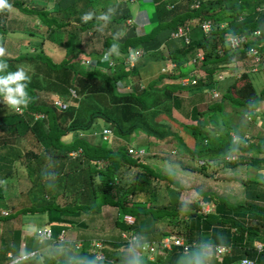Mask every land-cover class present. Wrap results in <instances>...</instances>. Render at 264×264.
<instances>
[{"label":"trees","instance_id":"16d2710c","mask_svg":"<svg viewBox=\"0 0 264 264\" xmlns=\"http://www.w3.org/2000/svg\"><path fill=\"white\" fill-rule=\"evenodd\" d=\"M138 1L142 3L147 1L155 5L156 25L150 31H147L146 26L143 34L135 32L136 25L133 23L126 31H122V27L127 25L126 22L134 18L136 7L132 10L130 0H57L55 4L47 0L43 8L35 6L33 9H28L19 0L14 2L7 0L11 6L16 5L23 12L35 15L37 19L47 24L50 28L49 33L45 37L40 36L41 38L24 31L23 21L8 20L7 13L10 7L1 10L0 49L3 50V37L6 34L21 32L28 34V47L41 49L46 42L55 41L54 39L59 36L56 30L51 29L55 24L58 28H64L63 35L59 36L61 38L59 45L66 50V55L60 62H54L43 51L27 52L12 57L5 56L3 51L0 52V61L8 65L5 72L16 71L19 69L17 66L19 63H27L33 67L25 89L29 100L26 105L19 107L21 111L0 103V201L4 202L0 206V231L7 232L10 236L9 241L0 237L2 261L9 250L17 253L25 214L45 215L47 223L43 226H50L54 237H57L61 230H65L62 227L69 220L66 218L77 217L80 212L97 215L102 206L110 205L116 208L115 224L121 232L131 227L134 232L140 234V238L145 236L144 238L154 239L155 243L164 236L176 234L183 238L189 248L188 251H184L183 246H173L170 250L157 247L153 254L144 252L140 257L130 259L128 262L117 256L114 258L104 249L105 259L96 261L95 264H193V262L195 264V261L197 264H239V260L243 258L250 259L255 264H264V178L261 181L256 178L247 179L244 185L245 199L238 204L231 203L210 190L196 189L197 200L190 202L178 198V192L185 189L178 177H175V172L171 175L168 172L158 173L145 160H139V155L132 156L135 152L128 153V146L123 143V139L130 136L139 124L133 122L123 128L122 124L107 111L113 104L122 103L138 107L139 115L140 110L153 111L155 114L158 113L159 102L155 101L152 105V102L145 100V95L159 93L163 98L167 100L171 98L173 101L179 98L175 94L176 88L165 86L160 90L153 85L148 91L144 89L138 93L133 90L123 91L116 97L113 91L100 88L97 77L111 78L115 83L126 80L135 74L138 62L130 69L125 68L119 61L112 72H102L91 65H79L80 55L84 54V51L80 47L76 48L80 44L83 32L101 25L102 20L99 17L101 13L109 17L107 20L110 24L109 37L113 39L111 41L109 37L105 38L102 54L111 51V45L115 44L117 49L111 52L115 60H119L120 54L127 52L129 47H149L148 43L158 30L169 27L170 31L167 32L169 36L171 31L190 26L193 31L191 34L196 36L191 37V42L186 44L182 40L181 45L173 43L167 48V52H163V47L169 38L171 39L164 37L166 40L162 44L163 47H158L151 56L156 58L154 53L159 55L165 53L166 56H163L168 60L167 63H176L174 73L170 75L171 79L186 75L187 71L191 70L186 67L187 61L195 56L197 66L195 76L206 75L208 79L203 85L201 82L200 87L203 90L211 87L219 91L222 89L220 100L212 102L206 109L214 112V115L209 116L211 126L218 127L220 123L219 128L226 127L221 133L204 129L205 125L200 118L206 111H198L197 108L192 109L195 123H182L196 141V149L190 153L189 162L195 164L197 157L203 158L204 164L199 167L203 170L206 162V167L209 164L217 167L223 163H230L233 169H238L241 165L247 169L252 167L254 170L263 168L264 129L260 128V123L264 122V105L258 109L256 104L264 102V86L258 90L254 87L248 77L253 70L249 74L243 73L239 82L232 79L227 85L220 84L213 78V74L221 71L227 64H242L245 60V50L252 46L258 47L259 51L264 49V0H199L197 7H192L193 0ZM53 11L60 14V22L49 16V12ZM85 13H92L91 19L87 22L81 19ZM204 21H210L213 26L207 34L203 33L199 25ZM7 22H12L9 29L6 26ZM254 30H259L260 36L250 41ZM239 34L248 36L244 47L229 48L225 41L227 35ZM53 41L52 43L56 44ZM148 49L145 52H148ZM258 68L264 70V58ZM239 70L242 68L234 69L237 72ZM71 89L74 90L75 97L71 96ZM51 94L54 95L50 97ZM56 99L69 100L73 104L70 103L62 109L55 104ZM226 99L229 106L230 100L234 101V109L230 106L232 110L228 112L231 118L226 117ZM101 103L105 105L103 112L94 110V104ZM82 105L85 107L84 111L80 109ZM236 107H240L241 110L236 112ZM132 110L136 109L132 107ZM100 114L110 122V127L117 138L111 137L106 145L101 144L107 140L100 134L103 129L95 134L94 142L95 131L90 130L94 119ZM242 114L249 118L247 127L250 128L252 135L248 136V141L243 139L246 128L242 129V125L246 123L242 119L232 126V119H235V116L239 119ZM229 130H234L236 141H232ZM81 131L91 133L87 137H81L79 135ZM167 134L170 132L164 135L152 129L146 131L148 137L155 136L160 140L166 139ZM252 138L253 143L250 142ZM175 139L177 144H181V139L177 135ZM231 153L235 155V159L228 161L226 156ZM123 165L131 168L140 167L146 173L147 180L143 182L144 179L139 178V171L136 170L133 174L129 173L131 180L127 181V169H123ZM18 170H23L25 177L31 181V186L25 192L30 196V202L20 208H16L11 197L5 199L2 185L4 180L12 177ZM162 179L176 185V189L171 190L167 185L161 188L159 180ZM150 180H157L152 182L154 188L148 186ZM64 192L69 194V202L61 205L59 200ZM51 193L53 196L49 200ZM206 206L209 208L208 211L205 210ZM2 207L11 212L4 214ZM125 215L135 218L134 225L126 224ZM141 215H145L152 222L150 234L147 233L146 226L145 233V228L139 225ZM13 216L19 217L21 221L15 223ZM161 219L168 221L170 231L159 229L156 231L155 224ZM53 223L60 226L59 231H54ZM33 240L38 244L37 239ZM120 240L110 242L105 240L104 244L113 243L117 246L120 245ZM59 242L47 240L39 245L47 247L48 244ZM90 242L88 239L83 241L79 249L80 259L69 258L71 256L69 251L64 253L61 247L53 245L51 252L43 251L41 257L37 258L38 262L30 264H90L95 261V254L90 251ZM122 242L125 245L129 244L127 241ZM60 243L61 246L65 244ZM258 243H263L261 250L256 247ZM217 245H224L227 248L222 255L216 253ZM192 248L198 249L190 253ZM19 264L28 263L26 261Z\"/></svg>","mask_w":264,"mask_h":264},{"label":"rangeland","instance_id":"374dc122","mask_svg":"<svg viewBox=\"0 0 264 264\" xmlns=\"http://www.w3.org/2000/svg\"><path fill=\"white\" fill-rule=\"evenodd\" d=\"M9 1L13 2L14 0H9ZM19 1H21V3L23 5H25L28 9H33L35 6L42 7V5L44 3H47V0H19ZM130 1L132 2V6H131L132 10H134V8L136 7L135 11H134V20L127 21L126 22L127 25H125V26L130 27L132 23L135 24L136 25L135 32L137 34H143L146 26H148L146 28L147 31H150L156 25V21L154 18V15H155L154 7H155V5H152L150 2L148 3L147 1H145L144 3L139 2L138 0H130ZM50 2L55 4V2H57V0H50ZM143 10L146 11V15H147L149 21L147 20V18L145 16V11H143ZM0 12H1V10H0ZM99 17L102 20L100 26H95L96 28H91L90 30L83 32L84 34L82 35V38L79 41V43H80L79 45H80L81 50L83 48L84 51H86V49H88V47H92L91 48L92 51L90 53H94V52L100 53V51L102 50L105 38L109 37V35H110V26H109L110 24L108 23L107 20H105L103 18L104 17L103 13H101L99 15ZM14 18L25 19L24 23H23V30L30 32V33H33V34H36V36L38 38L45 37L49 33L50 28H48L44 23L42 24V23L38 22L37 18H36L37 23H35V26L33 25V23H31L32 22L31 19L35 18V15H30L29 13H25L18 6L12 5L8 10L7 19L9 20V19H14ZM164 22H165V20H164ZM11 25H12V22H7L6 26L9 29V27H11ZM125 26L122 27L123 32L126 31ZM62 28H58L56 25L55 26L53 25L51 27V29L56 30V32L62 31L61 30ZM169 31H170L169 27H167L163 30H158V32H156V35L154 36V38L148 43L149 47L142 48V50H147L148 48L152 47V49H154V51H156V49L158 47L159 48L163 47V45H162L163 42L167 38H169V36L167 34V32H169ZM63 33H64V31H62L61 34L63 35ZM27 36H28V34L25 32L15 33V34L14 33L13 34L12 33L6 34L3 37V39H4L3 54L5 56L12 57V56H17V55L19 56L20 54H25L27 52L32 53V52H36V51H43L45 54L50 56L54 62H60L62 60V58H64V56L66 55L65 54L66 50L64 48H62V46H59L58 44L52 43L53 40L46 42L43 45V47H41V49L39 48L38 50L37 49L35 50L33 46L28 47ZM164 37L166 38L165 40H164ZM108 39L111 41L113 40L112 37H109ZM54 40L55 41H53V42L57 43L61 40V38L59 36H57L56 39H54ZM173 43L181 45L182 40L178 39V38H175V39L169 38V40L165 44V47H163L164 52H167V48H170ZM76 48H79V47H76ZM149 53H150V50L143 57L148 59L151 56V55H149ZM154 57H156V59L162 58L161 55L155 54V53H154ZM81 58H82V55H81ZM80 61H82V60H80ZM83 61H85V63L80 62L79 65H82V66L91 65V66H94V68H96L97 70H100L102 72L106 71L105 65L97 66L96 62H94L91 58L88 60L87 59L83 60ZM17 66L19 69H22L28 77H29L30 73L33 71L32 65H29L27 63H19ZM192 67H193V65L190 63L189 68L192 69ZM231 67H232L231 64H227L225 68L231 72ZM193 70H195V69H193ZM190 74H192V75L191 76L184 75L183 76L184 78L181 80V82L182 83H184V82L189 83L190 82L189 84L193 83V82L189 81L188 78L189 79L195 78L196 70L191 72ZM134 77H135V75H133L132 77H128V79L131 78V80H129V82H127V84L125 85L127 88L126 89L124 87L125 91H132L133 90L134 92L138 93L142 90L139 88V85L143 86V89L146 90L145 83L141 82L140 84L139 83L137 84V80L135 82L132 81V80H134ZM248 77L251 79L254 87L257 90L261 89L264 86V70L263 69L262 70L259 69V71H256V72L249 74ZM220 78H222V76H220ZM226 78L227 79L220 80L219 83L223 84V85H227L228 83H230L232 81V79L236 82L240 81V77H238V76H236V77L229 76ZM97 79L99 81L100 88H102V90L106 89V90L113 91V93L116 97L121 95V92H123V91H121L122 87H120L119 84H118L119 89L117 88V85L113 79H111V78L109 79L107 77H101V76H98ZM139 81H140V79H139ZM141 81H143V79H141ZM123 84H124V82L121 83V85H123ZM137 85H138V87H137ZM178 85L183 86V85H181L180 81H179ZM185 86H187V85H185ZM174 87L176 88V90L178 89L177 85H175ZM158 89L161 90L162 88L158 87ZM186 89L187 88L180 87V89H178L176 92L177 93L179 92L181 94L185 93L184 95H187L186 93H189V95H191V94L197 93L198 88L197 87H190L189 88L190 91H188ZM217 90L219 91V89H217ZM221 90L222 89L220 88V91H219L220 93H221ZM53 95L54 94H51L50 97ZM192 96L194 97V99H192V101L197 100L199 97V96L195 97V95H192ZM203 97H204L203 103L198 106V111H204V112L206 111L205 114H203L200 118L202 123L205 125L204 129L207 131L213 130L217 133L218 132L221 133L222 130L225 129L226 127L219 128L220 123H218L219 124L218 127L216 125L211 126L209 116L214 115V112L206 110V107L209 104H211L214 101H219L220 99L219 98L213 99L211 96L210 90L205 91L203 93ZM184 98H187V97H184ZM227 99H228V97H227ZM227 99L225 102V108H226V113H227L226 117L231 118V116L228 114V112H231L232 108L234 107V101L230 100V104H231L230 106H232V108H231L229 106V104H227V102H228ZM0 103L2 104L3 102H0ZM70 103H72V102H70ZM263 105H264V102L261 104L257 103L256 108L260 109V107ZM128 106H130V108ZM10 107H12V106H10ZM132 107H133V109H136V110H134L135 112L132 110ZM94 108H95L94 110H96V111L103 112L102 110H104L105 105L102 103L100 105L94 104ZM14 109H16V108H14ZM80 109H81V111H84L85 107L82 105ZM163 110H166V108L164 107ZM240 110H241L240 107H236V112H239ZM107 111H108L110 116H112L113 118H116L122 124L123 128H126L129 124H131L133 122L136 124H139L134 129L133 133L130 136L123 139V143H125V145H127L128 147H134V148L142 147V148H144V153L142 155H145L144 156L145 158L143 160H145V162L148 165H150L151 167H154L156 172H158V173L168 172V173H170V175L174 174V172H175L176 173L175 177H178V180L180 181V183H182V185L185 189V190L178 192V195H179L178 198H180L181 200H184L187 202L197 200L198 194H197L196 189H200L203 191H208V190L214 191L216 194H218L219 196H223L224 198L229 200L231 203H239L245 199V195H244L245 194V186L244 185H245V182L247 181V179L251 180L253 178H259L262 180V178H264V167L263 168H261V167L255 168V170H254L252 167L250 169H247L245 166L241 165L238 169H233L231 167L230 163H227V164L223 163L222 166L219 165L217 167H213L211 164H209V166L206 167L207 166V162H206L204 165L205 168L203 170V169L199 168L200 165L204 164L203 158L197 157V159H196L197 161L195 162V164H197V166L195 164L189 162L190 153L194 152L196 149V143H195L196 141L190 135L189 130L182 126L181 122L184 121L186 123H190V122L195 123V121H193L192 116L185 117L184 119H182L180 121L181 113L179 110L175 109V112L173 113L174 115L164 114L166 112L160 113V114H158L157 112H156L157 114L156 113L153 114L152 111L143 112L141 114L144 116L145 119H142L141 117H139L140 115L136 113L137 111H139L138 107L127 105V104H122V103L118 104V105L113 104L111 106V108ZM102 116H103L102 114L96 116V118L93 121L92 127L90 129L91 131H93V130L95 131L93 142L96 139L95 134L97 132H99L104 126H110V122L107 121L106 119H104ZM218 118H219V122H221L219 115H218ZM240 119H242L243 122L246 123V125H242L243 128L241 127L242 129L246 128V129H244L245 130L244 131L245 137H248V136L251 137L252 134L249 131L250 128L247 127V125L249 123V118L245 117V114H242L239 119L237 116H235V119H232V126H235L238 122H240L241 121ZM211 120H213L212 117H211ZM260 128L262 130L264 129V122L260 123ZM149 129H152L153 131L160 133V134H164V135L168 132H170V134H167V138L164 140H160V139L156 138L155 136L147 137L146 131H148ZM233 131L234 130H229L228 133L231 135L232 133H234ZM89 133H91V132L81 131L79 133V135L81 137H87V135H89ZM115 134L116 133H114V131H112V135L109 136L108 138H106L107 140L103 141L101 144L106 145L105 143L108 140H110L111 137L116 138ZM175 135H177L181 139L180 140L181 144L180 143L177 144V141L175 139ZM143 139H146V140L144 141ZM250 142L251 143L254 142L253 138L251 139ZM182 147H184L185 149H183ZM228 155H231V154H228ZM229 161H231V160H229ZM187 167H188L189 171H188V169H186ZM191 168H193V169H191ZM123 169H127V172H126V177H127L126 180L127 181L131 180L129 173L133 174L136 170L139 171V174H140L139 178L144 179L143 182H145L147 180L146 173L140 167H137V168L132 167L131 168L128 165H123ZM257 176H259V177H257ZM155 181H157V180H153V181L150 180V185H148V186L154 188L153 183ZM159 182H160L159 185L161 188H164V186L167 185V187L170 188L171 190H172V188H173V190L176 189V185L172 184L171 182H168V180H166V179L159 180ZM2 185H3V192H4L5 199H7L8 197H11V200L17 206L16 208H20L23 205H26L30 202L29 201L30 196L25 192L31 186V181L27 177H25L23 170H18V172L14 173L12 177L4 180ZM142 185H144V183ZM177 191H179V190L177 189ZM177 191H175V192L177 193ZM52 196L53 195L51 193V198H49V200L52 199ZM68 196H69V194L67 192H64V194H62L60 196L59 202L61 205H64V204L69 202ZM47 198H48V196H47ZM3 203L4 202L0 201V206H2ZM205 208H208V207L206 206ZM1 209L3 212L4 211H7L8 213L11 212L10 210H7V208H4V207H2ZM116 212L117 211H116L115 207L110 206V205H104V206H102L100 213H98L97 215H94V213L92 214L91 212H87V213L80 212L79 216H77V217L64 216V218L68 217L66 219H69V220H67L66 225L62 227L65 229V233H66L65 241L62 243H65L66 241L67 242L63 246H61V243L48 244L47 248L51 252L52 248L54 247L53 245H55L57 247H61L62 248L61 250H63L64 253L69 251V254L71 255V256H69V258L72 257L74 259H80L79 249H80L81 245L83 244V241H85V239L89 240V238H92V239H90V241H92V240L101 241L102 240L103 242L105 240L108 242L118 240L119 239L118 238L119 233L121 232V230L115 224V219L117 217ZM12 218L14 219L15 223H19L21 221V219L19 217L13 216ZM140 218H141V222L139 223V225L142 226L143 229L145 228V233H146V227H147V233L150 234V232L152 230V222L150 221L149 218L145 217V215H141ZM124 219L130 220L128 218H124ZM22 222L24 225H23V228H22L23 230H22L21 234L23 233L24 237L26 236L27 239L25 240L23 237L21 240V243H24V246L25 245L27 246V244H29L28 243L30 240L29 238L30 237L32 238V236H33L34 232H32V231H35L36 226L40 227L42 225H46L47 219H46L45 215H41V214H37V213L36 214L27 213L23 216ZM53 224L54 225H52V226H53L54 231L55 232L59 231L60 226L57 225L56 223H53ZM155 227H156L155 228L156 231L158 229L160 231H170V229H171L170 225L168 224V221L165 219L158 220L155 224ZM135 234H136V232H135ZM172 235H174V234H172ZM138 236H139L138 237L139 238L138 244L139 243L147 244V243L154 240V239H150V238H144L145 236L140 238V234H138ZM0 237H4V239H6V241L10 240L9 239L10 236L7 232L5 233V232L0 231ZM79 243H81V244H79ZM36 245L39 248L43 247L42 245H39V244H35V246ZM45 248H44V250H45ZM112 249L116 250L115 248H111V247L109 248L110 251H113ZM197 249L198 248H192L190 250V253L196 251ZM92 251H93V249H92ZM8 252H11V251H8ZM11 253L14 254L13 252H11ZM22 253L23 252H21V254ZM188 261L190 263V259H188ZM36 262H38L37 258H33L32 260L29 261V263H36ZM209 262L211 263L212 259H210ZM90 264H95V263L93 261ZM193 264H194V262H193ZM195 264H197L196 261H195Z\"/></svg>","mask_w":264,"mask_h":264},{"label":"crops","instance_id":"0c3cea01","mask_svg":"<svg viewBox=\"0 0 264 264\" xmlns=\"http://www.w3.org/2000/svg\"><path fill=\"white\" fill-rule=\"evenodd\" d=\"M15 1V0H14ZM13 1V2H14ZM16 6V5H15ZM40 8H43V5H42V7H40ZM143 11H145V10H143ZM31 15V14H30ZM49 16H52V17H54L55 19H57V21H59L60 22V20H59V16H60V14L59 13H56V12H49ZM145 16H146V18H147V20H148V17H147V15H146V11H145ZM9 20H11V21H15V22H18V21H23V23H24V20L25 19H23V18H19V19H17V18H14V19H9ZM133 20H134V18H133ZM31 23H33V25L35 26V23H37V20H36V16H35V18H33V19H31ZM149 21V20H148ZM38 22H40V23H42L43 24V22L42 21H40L39 19H38ZM134 22V21H133ZM46 26H47V24L46 23H44ZM54 26H55V24H53ZM52 25V26H53ZM48 27V26H47ZM127 28H128V26H125V30H127ZM185 33H186V36H187V39H186V37L185 36H181V37H171V38H180L181 40H184V42H186V44L187 43H189V42H191V37H196V36H194V35H192L191 34V32H193V31H191V28H190V26H186L185 28ZM62 31H64V28H62L61 29ZM62 31H57L58 32V34H59V36L61 35V33H62ZM254 31H257V30H254ZM253 31V32H254ZM252 36V38L251 39H249L250 41H253V39L254 38H257L258 36H260V33L259 34H257V35H251ZM170 37V36H169ZM56 44H60V41H59V43L57 42ZM60 46V45H59ZM77 47H80V45L78 44L77 45ZM83 47V46H82ZM92 47H88V49H86V51H84V49H83V51H84V54H82V58H81V55H80V60H88V59H92L94 62H96V65L97 66H100V65H105L106 63H105V60H104V58H103V50H101L100 51V53L99 52H97V53H90L91 51H92V49H91ZM230 48V47H229ZM103 49V48H102ZM252 49H256V50H258L259 51V48L258 47H254V46H252L251 48H248V49H246L245 50V54H247L248 55V57L242 62V64H233L232 65V67H233V69H236V67L238 68V67H241L242 68V70L241 71H239V72H242L244 69H256V68H258V65L259 64H261V62H262V60L261 61H257L252 55H249V52L252 50ZM77 50V49H76ZM150 50V53H149V55H151L152 56V52H154V49H152V47H150L149 49H148V51ZM110 52H112V51H110ZM164 52V51H163ZM260 52L262 53V58L261 59H263V57H264V49L263 50H260ZM113 53V52H112ZM147 52H145V54H146ZM198 53H200V52H198ZM144 54V55H145ZM93 55H95V56H93ZM97 55V56H96ZM116 55H118V54H116ZM163 55H165V53H163V54H161V59H156V58H153V57H149L148 59H146L145 57H143V55H142V57L139 59V61H138V67H137V70H135V74H133V75H135V77H134V80H132V81H136L137 80V84L139 83H141V82H143V83H145V85H146V90L148 91L153 85H156V87H159V88H164L165 86H175V85H177L178 86V84H179V81H180V78L182 77H179V78H176V79H171L170 78V75H172L174 72H171V73H169V74H164V72L162 71V69L167 65V61L168 60H165V58H164V56ZM166 56V55H165ZM85 58V59H84ZM197 69V67L195 68V70ZM195 70H193V71H195ZM193 71H188V73L187 74H189L190 76L192 75V74H190L191 72H193ZM197 71V70H196ZM235 72H237V71H235ZM133 75H131V76H129V77H132ZM139 79H140V81H139ZM141 79H143V81H141ZM129 80H131V78L130 79H128V77L126 78V80H124V84L126 85L127 84V82H129ZM166 80V81H165ZM131 81V82H132ZM140 87H143V86H141V85H139V88ZM193 87V86H192ZM125 88H126V86H125ZM190 87H188L186 90H188V91H190V89H189ZM127 89V88H126ZM178 89H180L179 87H178ZM177 89V90H178ZM207 89V88H206ZM203 90L202 89V87H200L199 89H197V93H195V94H191V95H189V93L187 94V95H184L183 93V95L181 94V93H177V92H175V94L179 97L177 100H171V98H168V100H167V98H163V95H161V94H159V93H150V94H148V95H145V100L146 101H148V102H152V105H154L155 103V101L158 103L159 102V104H158V108H157V110H158V114H160V112L161 113H164L165 111H167V113H164V114H169V115H174L173 113L175 112V109L176 110H179L180 111V113H181V119H180V121L182 120V119H184L185 117H188V116H192V118H194V112H193V110L192 109H194V108H197V110H198V106L199 105H201L202 103H203V93L205 92V91H207V90ZM176 90V91H177ZM203 90V91H202ZM192 95H195V97L196 96H199L198 97V99L197 100H193L192 101V99H194V97L192 96ZM184 97H187V98H184ZM163 99H165V100H163ZM180 99V100H179ZM67 101V100H66ZM68 102H69V100H68ZM73 103H71V105H72ZM165 106H167V108H166V110H163L164 109V107ZM171 107V108H170ZM206 109H207V107H206ZM153 112V111H152ZM137 114H139L138 112H136ZM141 113H143L141 110H140V116L139 117H141L142 119H145L144 118V116L141 114ZM156 116V115H155ZM154 117V116H153ZM245 117H247L246 115H245ZM177 118V117H176ZM178 119V118H177ZM179 120V119H178ZM181 123H183V124H186V122H181ZM191 123V122H190ZM183 126V125H182ZM105 128H107V129H110L111 130V134L109 135V136H111L112 135V129H111V127L110 126H104L102 129H105ZM101 132V130L99 131V133ZM101 135H102V132L100 133ZM108 136V137H109ZM148 137V136H147ZM140 138V137H139ZM257 180H259V181H261V179H259V178H256ZM241 202H243V201H241ZM241 202H239V203H241ZM234 204H238V203H234ZM43 226V225H42ZM37 227H39V226H36V228H35V230L37 229ZM41 227V226H40ZM31 231V230H30ZM32 232H35V231H32ZM34 234V233H33ZM24 237V235H23V233H22V237H21V239H20V242H19V245H18V250H17V253L16 254H18V253H21V252H27V251H37V254L35 255V256H33V257H31V258H29V259H27V260H24V261H20L19 263H23V262H28V264H30L29 263V261L31 260V259H33V258H40L41 257V253L43 252V251H48L49 249L46 247H42V248H39L37 245L35 246V241L33 240L35 237H33L32 236V238L30 237L29 239V244H27V246L25 245L24 246V243H21V240H22V238ZM24 239L26 240L27 239V237L25 236L24 237ZM36 239V238H35ZM90 239H92V238H89V240ZM119 240H120V233H119ZM24 241V240H23ZM22 241V242H23ZM48 241H51V240H48ZM118 241V240H117ZM122 241H124L123 239L122 240H120V245H117V246H115V245H113V243L112 244H110V243H105L106 245L105 246H101V247H96V245L94 244L95 242H94V240H92L91 242H90V251H91V253H93V254H95V261H94V263L96 262V261H103L104 259H105V252H104V249L105 250H107V252L108 253H111L112 254V256L115 258V256H117V257H120L121 259H125V260H127L126 262H128V260H130V259H136V257H140L141 255H142V253H144V251L142 250V248H139L137 245H130V244H127V245H125ZM43 242H47V240H43V241H39L38 239H37V243L38 244H43ZM261 244H263V243H261ZM115 248L116 250H114V249H112L113 251H110L109 250V248ZM39 248V249H38ZM44 248H45V250H44ZM98 248V249H97ZM92 249H93V251H92ZM42 250V251H41ZM10 251V250H9ZM12 252V251H11ZM10 252V253H11ZM15 254V253H14ZM134 254H136V256L134 255ZM99 255H102V257L101 258H98V256ZM6 257V256H5ZM57 258H58V256H57ZM113 258V259H114ZM6 258H4V260H5ZM0 260L2 261L3 259H1L0 258ZM119 262H123V261H119ZM19 263H17V264H19ZM124 263V262H123ZM127 264V263H126Z\"/></svg>","mask_w":264,"mask_h":264},{"label":"clouds","instance_id":"9594fccd","mask_svg":"<svg viewBox=\"0 0 264 264\" xmlns=\"http://www.w3.org/2000/svg\"><path fill=\"white\" fill-rule=\"evenodd\" d=\"M194 1V0H193ZM9 7H11V5L7 2V0H0V10H2V9H7V8H9ZM192 7H195L194 5H192ZM91 17H92V13H85L82 17H81V19L84 21V22H87L89 19H91ZM105 20H108L109 19V17L107 16V15H105L104 17H103ZM206 23H208L209 24V28H208V30L207 31H205L204 30V28H203V25L204 24H206ZM200 25V28L202 29V31H203V33L204 34H207L210 30H211V28L213 27L212 26V24H211V22L210 21H204V22H202L201 24H199ZM179 29H181L182 31H183V34L182 35H177V36H174V35H172V33H174V32H177ZM259 33H260V31H259ZM169 36L170 37H181V36H185L186 37V39H187V36H186V33H185V29L184 28H182V27H180V28H178L176 31H171L170 32V34H169ZM225 41H226V39H225ZM248 41V40H247ZM226 44H227V42H226ZM228 45V44H227ZM239 47H244V44L243 45H241V46H239ZM116 49H117V45H115V44H113V45H111V48H110V50L111 51H116ZM135 50H140L141 51V53H140V55L138 56V57H136V59H135V61H134V65L133 66H129V65H126L124 62H123V56H125V55H127L129 52H132V51H135ZM3 50L2 49H0V52H2ZM145 50H142V48H132V47H129L128 48V50H127V52H124V53H121L120 54V56L118 57L119 58V60H115V58H113L112 57V54H111V52L110 51H106V52H104V54H105V58H107V53L110 55L109 57L115 62L114 63V66H113V68H111V67H109L108 66V62L105 60V62H106V64H105V67H106V71H107V73L108 72H112L114 69H115V65L120 61L123 65H124V67L125 68H127V67H129L130 69H132V68H134L135 67V65L137 64V62L139 61V59L142 57V55L144 56V54H145V52H144ZM144 52V53H143ZM259 52V56L262 58V53L260 52V51H258ZM104 54H103V57H104ZM200 54V53H199ZM201 56V55H200ZM248 57V55L247 54H245V59ZM201 58V57H200ZM261 58H259L258 57V59H257V61L259 62V61H261L262 59ZM264 58V57H263ZM81 62H85V61H81ZM195 62H196V58H195V56L194 57H191L190 59H189V61H187V63H188V65L186 66L187 68L189 67V63H191V64H194L195 66H196V64H195ZM183 66H185V64H183ZM195 66H193L192 67V69H191V71L193 70V69H195ZM94 67V66H93ZM197 67V66H196ZM226 66H224V68L221 70V71H219V72H215L214 74H213V78L215 79V80H218V82H219V80H224V79H227L226 77H229V76H233V77H236V76H238V77H240L241 78V76H242V74L243 73H247V74H249V73H251L250 71L251 70H253V72H256V71H258L259 70V68H256V69H244L242 72H235L234 71V69H233V67H231V72L229 71V70H227L226 68H225ZM8 68V65H7V63H5V62H3V61H0V102H3L4 104H7V105H10V106H12L13 108H16L17 110L19 109V107L20 106H23V105H26L27 104V102H28V100H29V97H28V93L25 91V89H26V87H27V81L29 80V77L25 74V72L22 70V69H17L16 71H7V72H5V70ZM175 68H176V63H167V65L162 69V71L164 72V74H169V73H171V72H174V70H175ZM177 70V69H176ZM105 71V72H106ZM187 73H188V71H187ZM186 75H189V74H186ZM190 76V75H189ZM220 76H222V78H220ZM184 77L182 76L181 78H180V83H181V85H183V86H180V85H178V87L180 88V87H183V88H188V87H200V83L202 82V85L203 84H205L206 83V81L208 80L207 78H206V75H202L201 77H197V76H195V78H188V80L189 81H191V82H193V83H191V84H189V83H186V82H184V83H182L181 82V80L183 79ZM200 80H202V81H200ZM124 82V80H119V81H117L116 82V85H117V88L119 89V87H118V83H119V85H120V87H122V90L121 91H125V89H124V87H125V84H123V85H121V83H123ZM185 85H187V86H185ZM124 89V90H123ZM140 89H143V87H140ZM206 90H210L211 91V96H212V98L213 99H215V98H220V96H221V93L216 89V88H213V87H211V88H207ZM216 91L217 92V96H213V93H212V91ZM64 102H66L67 104H69L70 102H68V101H64ZM246 115V114H245ZM247 116V115H246ZM248 117V116H247ZM229 136H231L232 137V141H236L237 140V136H236V134L235 133H232L231 135L229 134ZM108 138V137H107ZM243 139L245 140V141H248V139H249V137H245V135H243ZM130 148H132V147H128V153L129 154H133V152L131 153V152H129V149ZM133 149V148H132ZM134 150L135 151H137V150H144V148H134ZM137 154H133L132 156H136ZM232 155V156H231ZM231 155H227L226 157V159L229 161V160H233V159H235V155L234 154H232L231 153ZM144 156L145 155H139V160H141V159H144ZM208 210H209V208H207ZM207 210V211H208ZM131 217L132 219H133V222H131V223H128L127 221H126V219H124L125 220V222H126V224L128 225V226H131V225H134V220H135V218L134 217H132V216H130V215H125L124 216V218H126V217ZM122 232H127V233H131V234H135V232H134V230H133V228H129L127 231H122ZM121 232V233H122ZM137 234V233H136ZM135 234V235H136ZM174 235H176V234H174ZM137 236V238L139 237L138 236V234L136 235ZM53 237H54V235H53ZM121 239H123L122 238V236H121ZM138 240H139V238H138ZM51 241H57L56 240V237H54V239H51ZM125 241V240H124ZM57 242H59V241H57ZM94 242L96 243V242H99V243H101V245L102 246H104L105 244H104V242L101 240V241H95L94 240ZM152 242H154V241H151V242H149V243H152ZM60 243V242H59ZM79 244H81V243H79ZM130 244V243H129ZM139 244H141V243H139ZM139 244H130V245H137L139 248H140V245ZM217 246H220V245H217ZM221 246H224V245H221ZM225 247V246H224ZM226 248V247H225ZM227 249V248H226ZM145 252V251H144ZM7 253H9V252H7ZM7 253H6V255H7ZM147 253V252H146ZM21 253H18V254H13V255H20ZM7 257V256H6ZM27 260V259H26ZM1 261V260H0ZM3 262V261H2Z\"/></svg>","mask_w":264,"mask_h":264},{"label":"built area","instance_id":"2783aa9c","mask_svg":"<svg viewBox=\"0 0 264 264\" xmlns=\"http://www.w3.org/2000/svg\"><path fill=\"white\" fill-rule=\"evenodd\" d=\"M199 0H194V6L197 7L198 6V2ZM203 28L205 31L208 30L209 28V24L206 23L203 25ZM183 31L181 29H179L177 32L172 33V35L177 36V35H182ZM259 34V30L254 31L251 35H257ZM226 42L228 44V46L230 48H237L241 45H243L245 42H247L248 36L244 35V34H239V35H227V37L225 38ZM141 51L140 50H135L132 52H129L127 55L123 56V62L126 65L129 66H133L134 65V61L136 59V57H138L140 55ZM106 54V53H105ZM105 54H104V60H106L108 62V66L113 68L114 66V61L109 57L110 55L107 53V58H105ZM258 50L256 49H252L249 52V55H252L256 60L259 58H261L259 55ZM198 56H200V54L198 53ZM85 63V62H83ZM119 84V83H118ZM213 96H217V92L216 91H212ZM75 92L74 90L71 89V96L75 97ZM55 104L58 105L60 108L64 109L67 107V103L60 100V99H56L55 100ZM19 111H21V109H18ZM111 134V130L110 129H103L102 130V135L103 137L106 139L109 135ZM129 152H135V154L137 155H142L144 153V150H137L135 151L134 149H129ZM205 210L207 211L208 209L205 208ZM4 214L7 213V211L3 212ZM130 220L126 221L128 223L133 222V219L131 217H126ZM65 230H61L60 233L57 235L56 240L63 242L65 241ZM122 238L127 241L130 244H138L139 240L137 238V236L135 234H131V233H127V232H122L121 233ZM33 237H35L36 239H38L39 241H43V240H51L54 239L53 237V231L51 229L50 226H41V227H37V229L35 230ZM160 241H158V243L152 242V243H147V244H139L140 248H142L143 251L147 252V253H154L156 251L157 247L160 248H165V249H172L173 246H183L184 247V251H188V246L185 244L184 240L182 237L178 236V235H170V236H164L161 239H159ZM96 245V247H101V243L96 242L94 243ZM258 249H262L263 248V244L258 243L256 246ZM226 251V248L224 246H216V253L218 255H222L224 252ZM37 254V251H27L24 252L20 255H13L12 253H7V257L6 259L2 262L0 261V264H17L20 261H24L26 259H29L33 256H35ZM102 255H99L98 258H101ZM239 264H255L254 261L247 259V258H243L239 260Z\"/></svg>","mask_w":264,"mask_h":264}]
</instances>
